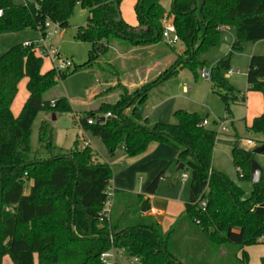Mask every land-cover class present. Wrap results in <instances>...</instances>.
<instances>
[{
    "label": "trees",
    "instance_id": "obj_1",
    "mask_svg": "<svg viewBox=\"0 0 264 264\" xmlns=\"http://www.w3.org/2000/svg\"><path fill=\"white\" fill-rule=\"evenodd\" d=\"M169 1L166 11L161 0H136V25L132 26L121 18L122 0H27L22 4L0 0V34L37 30L43 36L45 22L64 29L76 6L87 12L86 23L74 39L90 44V49L87 60L72 72L93 69L114 38L125 42L128 50L160 43L162 21L169 19L183 46L181 55L154 79L132 90L118 82V98L87 112L80 125L102 141L110 158L118 151L126 157L138 156L151 142L165 143L176 149L175 161L189 173L188 201L165 232L145 214L150 209L147 196L155 192L160 174L143 193L113 189L109 217L100 220L112 172L107 163L97 160L94 149L80 146L78 140L70 149L58 148L49 121L38 127L41 151L34 154L29 146L30 128L39 112H71L66 98H43L68 72L53 68L41 72L42 59L35 47L14 45L0 55V264L4 256L11 264H33L35 258L36 264H102L99 255L110 248L122 249L124 259H136V264H248L243 248L258 244L264 236V176L244 197L238 186L211 167L215 132L200 126L196 114L178 110L176 123L149 126L136 109L180 69L196 73V68L206 66L196 57L220 39L219 26L233 27L234 51L240 50L242 42L264 40V0ZM228 68V58H222L209 69L211 90L227 113L237 100V91L222 76ZM23 78L28 96L14 116L11 104ZM246 83L248 91L262 96V112L248 131L261 134L264 144V55L249 58ZM107 112L111 116L104 121L87 123L89 117ZM252 157L250 150L232 148L231 161L240 179L249 180ZM29 180L32 185L25 194Z\"/></svg>",
    "mask_w": 264,
    "mask_h": 264
},
{
    "label": "rangeland",
    "instance_id": "obj_2",
    "mask_svg": "<svg viewBox=\"0 0 264 264\" xmlns=\"http://www.w3.org/2000/svg\"><path fill=\"white\" fill-rule=\"evenodd\" d=\"M14 4H22L23 0H10ZM135 0H122L121 16L125 19L136 20L134 13ZM161 5L167 10L169 8L168 0H161ZM82 10L76 6L72 16L68 20L66 28L61 29L55 25H51L46 31L44 40L47 45H51L59 50V52L66 58L72 61V67L67 70V75L64 79H58L53 87L48 89L44 94V99H50L54 96L65 95L68 100H72V107L74 112L76 109H81V115L85 116L89 110L95 109L102 102H113L118 98L119 88L115 87L120 81L126 83L131 82V79H136L135 82L145 83V69L154 68L153 63L149 62L147 57L135 55L137 64L130 57L121 58L118 54L125 48L126 43L122 40L114 38L110 42V47L105 55L99 57L97 64L93 69L87 71H74L75 67L82 65L87 60L90 44L86 42L76 41L74 35L79 27L84 26L87 20V12L82 13ZM122 17V18H123ZM226 35L229 41L222 40L221 36ZM41 35L37 30H21L18 32H9L0 34V55L10 47L18 44L28 42H37L41 40ZM235 31L233 27H225L224 32L220 34V39L217 42L207 47L205 50L197 54V60L203 62L204 69L209 70L211 67L222 58L228 56L229 68L233 75L227 80L234 86L241 96H245L244 102H233L230 104V111L227 113L224 109L223 101L220 97L211 91V81L203 80L197 75L200 68H196V73L190 68H182L177 74L167 78L161 86V95H149L143 104L137 105V113L141 121H145L149 126L156 122L174 124L176 119L174 113L178 110L187 111L196 114L201 121L205 120V129L215 132V139L212 148L211 167L214 170L222 172L233 184L238 186L244 197L251 195L253 185L249 180L240 179L237 175L236 169L231 161V150L233 147H238L246 150H253L259 146V141L263 140L261 134L251 133L248 127L253 118L250 116L262 111L263 101L262 96L258 92H248L246 90L245 72L247 70L248 60L251 55H264V40L250 42L245 41L240 45V50H232L235 43ZM163 41V40H162ZM161 41V42H162ZM168 54L174 56L173 50L179 51L181 43L177 41L173 46L165 45ZM118 54V55H117ZM226 54V55H225ZM175 57V56H174ZM42 59L41 72H45L52 68V65L45 58ZM107 61L113 62L112 66L107 64ZM100 64V66H98ZM133 65L137 66L136 74L133 75L131 68ZM165 66V65H163ZM222 72V76L228 72ZM131 74V75H129ZM155 73L152 72L147 80L150 81L155 78ZM133 77V78H131ZM140 77V78H139ZM120 85L124 86L123 83ZM132 90L134 86L128 87ZM187 88L186 92H182V88ZM94 92L93 98L90 93ZM153 93V92H152ZM249 95V99L248 94ZM27 96L26 78L20 80L17 86V93L13 99V110L17 111L16 115L21 110L22 104ZM78 101L90 102L91 106H82L76 104ZM151 107L154 109L152 110ZM126 115L130 116V109L125 111ZM44 112H39L34 118L30 133L29 146L34 153L41 151L38 145L37 133L39 124L43 118ZM56 127V132L60 137V142L65 144L72 135L73 130L78 131L77 117L73 112L58 113L57 120L53 122ZM221 127H226V132L221 131ZM83 133V132H82ZM74 134V133H73ZM57 136V137H58ZM79 138L89 139L91 141V148L93 147L97 152V160L99 162L107 163L110 166L112 175L118 171L119 167L115 164L111 165L113 158L108 156V152L102 141L98 138L92 137L89 133L79 134ZM246 139H251L252 144L247 145ZM66 145V144H65ZM92 148V149H93ZM254 160L262 169L264 176V153L255 154ZM174 162L166 166L164 164L163 175L158 183L155 191V196L161 197L179 196L184 201L188 199L189 187V173L188 170L182 168L176 170ZM141 177L140 174L135 176ZM186 176V177H184ZM136 182V183H137ZM174 189V191H172ZM248 255V264H259V259L264 253V236L259 239V243L248 246L246 249ZM124 256H121L123 264H128ZM133 264H136V259ZM2 264H11L10 258L4 256Z\"/></svg>",
    "mask_w": 264,
    "mask_h": 264
},
{
    "label": "crops",
    "instance_id": "obj_3",
    "mask_svg": "<svg viewBox=\"0 0 264 264\" xmlns=\"http://www.w3.org/2000/svg\"><path fill=\"white\" fill-rule=\"evenodd\" d=\"M135 2H136V0H135ZM169 6H170V1H169ZM168 10H169V8L166 11H168ZM81 12L85 13L84 10H82ZM120 15H122L121 14V8H120ZM122 17L123 16H121V18ZM122 19L126 23H128L129 25H132V26L136 25V20H131V19L127 20L124 17ZM224 30L221 31V33L224 32ZM168 50L169 49L166 46L163 45V41H162V42L157 43V44H153V45H149V46H145V47H137V48H133V49H130V50L124 48L118 54L121 56V58H124L126 56L130 57L131 60H133L135 62V64L138 63L137 62V58L135 59V57H134L135 55L140 56V58L141 57H143V58L147 57L149 62L153 63V66H154V68H152V69L151 68L150 69H145V76H144V80L145 81L144 82H147L148 81L147 78L152 72L155 73L154 74L155 77L158 76L161 71H163L167 66H169L176 59L177 56L181 55V53L183 51V46L179 47V51L178 52L173 50L175 57L172 56L171 54H168ZM228 56H229V54L227 55V57H224V58H228ZM248 62H249V60H248ZM163 65H165V66H163ZM247 67H248V65H247ZM201 69H204V67L200 68V70ZM87 70H91V69H87ZM87 70H85V71H87ZM131 70L134 71V72H132L133 75L134 74L137 75L135 73L136 70H137V66L136 65H133ZM80 71H84V70H80ZM229 71L231 73H229ZM129 75H131V74H129ZM197 75L199 76V73ZM231 75H233V72L229 69L228 72L223 75V77L227 80ZM131 78H133V77H131ZM199 78H200V76H199ZM135 80L131 79V82L128 81L129 83L124 82L125 81L124 80L123 82L120 81V83L121 84L123 83L124 86H128V87H131V86L137 87L140 84H142V82L140 80L138 85H137ZM203 80H205V79H203ZM26 81H27V79H26ZM164 81H162L157 87H155L150 92L149 95H156L157 93L159 95H161V86H162ZM245 83H246V72H245ZM230 85L234 88V86L231 83H230ZM245 87H246V90H247V83H246ZM186 90H187V88H185V87L182 88V92H186ZM248 92H255V91H248ZM94 95H95V93L91 92L89 98L90 99L93 98ZM249 95H251V94L250 93L248 94V97H247L248 99L250 97ZM27 96H28V93H27ZM27 96H26V98H27ZM60 97L66 98L65 95L60 96ZM56 98H59V96H54V97H52L50 99H56ZM244 99H245V96L244 97L241 96L238 93V91H237L236 103L237 102L243 103ZM67 101H68V103H69V105L71 107V112H73L75 114V116L77 117V124H78V129L77 130L78 131L73 130L74 134L72 133V135H70L69 139L65 143L66 145L62 144L60 142V137L58 136V133L56 132L57 129H56L55 125L53 124V122L55 120H57L58 113H54V120H52V116H51L52 114L51 113H47V114L45 113L43 115V118H42L41 122L42 121H49L52 124V126L54 128V143H55V145L58 148L65 149V150L66 149H70L73 146V144H74V142L76 140H78V143H79L80 146H83V144L85 142H88V144L90 146L91 145V141L89 139L85 140L84 138H79V134L82 135V134L87 133V132H85L82 129V127L80 125V119L84 117L83 115L80 114V112L82 110L81 109H76V112H74L73 107H72L73 101L72 100H68V99H67ZM107 103H110V102H107ZM76 104H79V105H82V106H89V105L91 106L90 102H84V101H78V102H76ZM98 106L95 107V109H97ZM95 109H92V110H95ZM151 109L153 110L154 108L151 107ZM92 110H89V111H92ZM11 111H12V114L14 116H16V112L17 111L13 110L12 104H11ZM261 112L257 111L255 113H253L250 116V118H255L256 116L260 115ZM62 114H64V113H62ZM96 116H102V115H96ZM96 116H94V117H96ZM147 118L148 117L146 116L145 119L147 120ZM41 122H40V124H41ZM260 142H261V140L259 141V143ZM261 144L262 143H260V145ZM94 151L96 152L95 149H94ZM34 154H35V152H34ZM176 155H177V151L172 146H170L168 144H165V143H156V142L149 143L147 148H146V150L142 154H140L138 156H134V157H126L125 155H123V153L121 151H118L115 154V156L113 157V161L111 162V165L115 164V165H117L119 167V169H118L117 172H115L112 175L109 185H110V187L112 189H118V190H121L122 192H127V193H132V194L143 193L145 191L147 185L157 175L160 174L161 175L160 179H161V177L163 175V170H161V169L163 168L164 164H166V166H167L170 163L174 162L175 165L178 166L179 163H177L175 161ZM177 166H176V168H177ZM138 174H140L141 177L140 176L137 177V180H138V182H137L136 179H135V176L138 175ZM160 179H159V182H160ZM31 185H32V180H29L28 183H27V186H26V188L24 190L25 194H28L29 188L31 187ZM172 191H174V189ZM188 197H189V187H188ZM147 198H148L150 209L145 214L151 216L152 219L157 222V224L160 226V228H161V230L163 232H165L173 224L175 219L184 210V205L188 201V199H187V201H184L179 196H171V197H161V199L158 202L157 201L158 197L155 196V192L152 195H148ZM247 247L243 248V250L245 252H246L245 249ZM263 257H264V253H263V255H261L260 259L263 258ZM260 259H259V264H260ZM120 262H122V260ZM248 263H249V259H248ZM33 264H36V258L34 259V263Z\"/></svg>",
    "mask_w": 264,
    "mask_h": 264
},
{
    "label": "built area",
    "instance_id": "obj_4",
    "mask_svg": "<svg viewBox=\"0 0 264 264\" xmlns=\"http://www.w3.org/2000/svg\"><path fill=\"white\" fill-rule=\"evenodd\" d=\"M27 0H23V2H26ZM2 16V10L0 9V17ZM53 25L50 22L44 23V29H45V35L48 28ZM162 32H161V38L163 42L168 46H173L178 41L177 35L175 33L174 26L172 22L169 19H163L162 21ZM225 29V26H219L218 30L223 31ZM45 35L41 36V40L38 42H28L24 43L25 46H34L35 47V54L40 58H45L49 61V63L52 65V68L57 71H67L72 67V61L69 58L64 57L57 48L47 45L44 37ZM229 73H231L229 71ZM199 76L202 79L209 80V70L201 69L199 72ZM50 104L53 106L54 101H51ZM104 118L110 117L111 114L109 112L102 115ZM101 116L96 117H89L87 119V123L91 124L93 122H97L98 118ZM206 124L205 120H202L200 122V126H204ZM222 132H226V127H221ZM246 144L250 145L252 144V140L246 139ZM89 145L88 142H85L83 146ZM82 146V147H83ZM186 177V176H184ZM107 199L105 201V204L100 211V220L108 219L110 211H111V205H112V199H113V189L110 187L107 188L106 191ZM204 201H201L200 205L204 206ZM123 255V250L119 248H110L108 250H105L100 253L99 260L102 264H123V262H120L121 256ZM124 259V258H123ZM128 262V264H133V260L131 259H124ZM136 263V261H135Z\"/></svg>",
    "mask_w": 264,
    "mask_h": 264
},
{
    "label": "water",
    "instance_id": "obj_5",
    "mask_svg": "<svg viewBox=\"0 0 264 264\" xmlns=\"http://www.w3.org/2000/svg\"><path fill=\"white\" fill-rule=\"evenodd\" d=\"M222 40H226V41H229V39L227 38L226 35H223L222 37ZM52 120H54V113H52ZM104 117L101 116L98 118V121L101 122V121H104ZM264 150V144H261L257 147H255L253 150H251V153L253 154V156L255 154H261ZM184 167V165L182 163H179L176 170H180ZM249 182L253 185V184H256L258 182H260L262 180V169L261 167L257 164V162L254 160V158L252 157L250 159V168H249Z\"/></svg>",
    "mask_w": 264,
    "mask_h": 264
}]
</instances>
